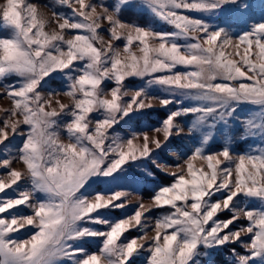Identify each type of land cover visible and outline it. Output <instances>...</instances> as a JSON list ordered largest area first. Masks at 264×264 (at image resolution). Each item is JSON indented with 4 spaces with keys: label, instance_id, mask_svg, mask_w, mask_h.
Returning <instances> with one entry per match:
<instances>
[{
    "label": "snow or ice",
    "instance_id": "6c2138e0",
    "mask_svg": "<svg viewBox=\"0 0 264 264\" xmlns=\"http://www.w3.org/2000/svg\"><path fill=\"white\" fill-rule=\"evenodd\" d=\"M0 94V264H264V0H2Z\"/></svg>",
    "mask_w": 264,
    "mask_h": 264
},
{
    "label": "rangeland",
    "instance_id": "374dc122",
    "mask_svg": "<svg viewBox=\"0 0 264 264\" xmlns=\"http://www.w3.org/2000/svg\"><path fill=\"white\" fill-rule=\"evenodd\" d=\"M0 2H2V0H0ZM31 2L37 3L41 8H43L44 7V3L51 4L53 2V0H31ZM45 10L50 11L51 9L48 8V9H45ZM137 82L138 81H133V83H137ZM0 95H2V94H0ZM9 103H10V101L7 100V99H0V105H2V106H7ZM241 112L242 113H246L247 112V109L246 108L245 109H242ZM162 116H163V112L162 111H158V112L154 113L153 114V118H152V122L155 123V121L157 119L161 118ZM185 143H187V142H185ZM247 143L248 142H245L243 144H240V145H238V147H240V148H246L247 147ZM158 176H159V180L161 182H166L167 177H165L163 175H160V174H158ZM225 252H227V250H225ZM219 259L221 260L222 264H224L223 255Z\"/></svg>",
    "mask_w": 264,
    "mask_h": 264
}]
</instances>
